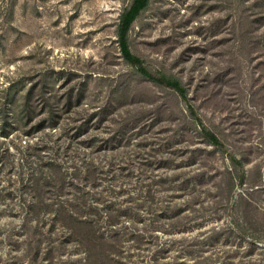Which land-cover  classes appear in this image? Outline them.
<instances>
[{
	"label": "rangeland",
	"instance_id": "374dc122",
	"mask_svg": "<svg viewBox=\"0 0 264 264\" xmlns=\"http://www.w3.org/2000/svg\"><path fill=\"white\" fill-rule=\"evenodd\" d=\"M132 1L0 0V264H264V0Z\"/></svg>",
	"mask_w": 264,
	"mask_h": 264
},
{
	"label": "trees",
	"instance_id": "16d2710c",
	"mask_svg": "<svg viewBox=\"0 0 264 264\" xmlns=\"http://www.w3.org/2000/svg\"><path fill=\"white\" fill-rule=\"evenodd\" d=\"M148 0H133L129 9L122 15L121 23L119 25V48L122 57L127 61L130 62L136 69H138L143 75H145L150 80L165 85L171 89H174L181 97H184V90L180 86V84L171 79H167L165 77H153L151 74L147 73V71L139 66V61L135 58L131 52L129 51L125 36L127 30L129 29L130 25L138 15V13L146 6ZM209 140L216 143V138L213 135H209Z\"/></svg>",
	"mask_w": 264,
	"mask_h": 264
}]
</instances>
